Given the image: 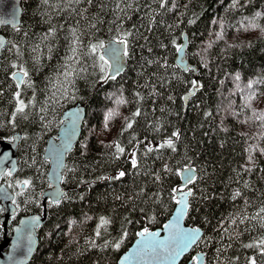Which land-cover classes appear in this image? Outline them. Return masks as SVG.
<instances>
[{"label": "trees", "instance_id": "1", "mask_svg": "<svg viewBox=\"0 0 264 264\" xmlns=\"http://www.w3.org/2000/svg\"><path fill=\"white\" fill-rule=\"evenodd\" d=\"M159 3L133 0V7L121 12L116 0H93L91 5L86 0L78 4L75 0H49L47 4L21 0L19 27L0 26L7 39L0 55V138L10 140L21 133L17 172L1 178L14 194L16 212L5 230L0 211V244L22 215L42 213L43 192L49 188L45 145L56 136L64 110L77 103L86 109L80 137L68 152L63 170L61 184L67 199L59 205L46 202L47 215L37 230L38 246L27 264H116L138 231L161 228L169 219L176 206L169 198L170 188L181 182L175 172L186 164L197 169L200 179L190 185L197 197L193 202L196 210L186 216L185 223L199 227L203 234L180 264L197 252L205 254V264H248L253 256L257 264H264L258 248L244 247L264 237L261 222L249 219L239 223L243 215L252 217L264 206V153L260 151L264 149V120L256 119L264 113V0H236L235 5L234 0H175L174 9L173 0H167L164 9ZM152 17L156 23L148 31ZM189 20L195 22L189 24ZM249 21L259 27H248ZM53 26L57 28L55 36L45 40ZM72 27L83 33L84 44L107 42L133 30L131 56L126 58L124 72L107 81L100 80L98 60L94 69L93 60L85 58L88 71L68 86L66 98L57 93L60 101L53 111L47 103L55 91L50 81H57ZM183 34L187 38L186 59L197 67V74L192 69L182 71L175 62L177 52L171 41L181 44ZM165 59L167 68L161 67ZM13 63L23 64L33 84L31 88L22 86L26 103L33 99L35 89V102L26 109L29 118L17 119L15 126L9 123L16 106L13 94L17 88L11 74L17 68ZM193 80L199 87L185 105L184 96L193 89ZM250 81L254 82L252 88H248ZM62 83L60 77L56 87ZM253 92L256 97L249 100ZM121 98L125 103H117ZM41 108L48 110L43 113ZM137 108L141 114L135 116L133 127L122 131L125 118L131 119ZM109 110L115 114L105 130ZM173 131L180 134L175 152L164 148L146 153L145 145H158ZM133 136L144 142L135 147L138 168L132 167L130 159L136 145ZM113 141L126 149L119 159L114 146L106 147ZM165 161L173 174L164 181L167 190L161 193V205L151 199L160 185L149 173L159 170ZM121 170L126 172L124 177L111 179ZM29 178L32 186L17 195L21 188L16 180ZM141 189L145 194L136 196ZM237 190L241 195L233 199ZM204 195L209 198L201 199ZM153 215L155 219H150ZM101 217L110 222L101 225ZM222 220L227 234L220 226ZM125 229L128 235L116 249L113 245Z\"/></svg>", "mask_w": 264, "mask_h": 264}, {"label": "snow or ice", "instance_id": "2", "mask_svg": "<svg viewBox=\"0 0 264 264\" xmlns=\"http://www.w3.org/2000/svg\"><path fill=\"white\" fill-rule=\"evenodd\" d=\"M44 3H48L49 0H43ZM69 3L72 2V0H68ZM81 0H75V3H80ZM87 4L91 5L93 0H86ZM236 0H234L235 5ZM124 3L125 7L121 8V4ZM167 0H160L159 7L161 9H164L166 7ZM133 7V0H116V8L119 9L121 12H126L128 9H131ZM177 5L175 3V0H173L172 8H176ZM187 7V6H185ZM172 9H169L171 11ZM84 11H87L85 9ZM82 15V14H81ZM259 15V13H257ZM194 20H189V24L194 23ZM0 23H8V21L0 19ZM156 23L155 17H152V19L149 22L148 25V31L152 30L153 25ZM61 27H63L61 25ZM91 27H95V24H92ZM248 27L256 28L259 27L257 24H255L252 21H249ZM135 28V26H133ZM169 28H171V25H169ZM119 31V29H118ZM57 32V28L55 26L50 27L48 30V33L45 34L44 39L47 40L49 36H55ZM135 33L133 30H126L119 37L113 38V42H106L103 40H97L95 43L89 42L88 44L83 43V33H78V29L76 27H72L70 29V40H69V48H68V54H66L64 58V63L61 65L60 70L57 71V81L52 83V87L55 89V91L52 92L51 96L48 97L47 103H49L52 106V110H55V106L59 104L60 98H66L68 96L69 88L68 86L74 84V80L76 77H79L81 73H86L88 71V65L85 62V58L93 60L92 67L95 69L97 66L96 61L99 62V71L101 73L100 80L101 81H107V80H115L117 76H119L122 72L125 70V62L126 58H130L131 51H130V40L129 38L132 37ZM217 38H221V34H217ZM145 41L148 40V37H144ZM171 43L175 46L176 52L181 53L186 48V44H178L175 39L171 41ZM5 42L2 38H0V49L4 48ZM162 47H166V45H161ZM211 45H209L210 47ZM13 47H16L13 45ZM99 50H103V54H99ZM35 51V49H33ZM51 51V49H49ZM149 51H151V48H149ZM18 54L19 50H18ZM37 62L39 61V57H36ZM149 64L152 63V61H148ZM14 68H17V71H14L11 76L12 79L15 81L17 91L13 94V99L16 102L15 109L11 113L12 119L9 121V123H12L15 126V122L17 119H24L27 120L28 114L26 112V109L29 106H32L35 102V89H33L34 96L32 100L25 102L24 99H22V86L26 87H33L32 81L29 79V72L25 69L23 64H20L19 66L15 63L12 65ZM161 67L167 68V61L165 59L164 64L161 65ZM63 77V83L60 85L59 88L56 87V84L59 82V78ZM236 79H239V76L237 75ZM253 81H250L248 83V88H252ZM193 89H198L199 84L197 81H192ZM62 93V96L60 98H57V93ZM139 95V93H137ZM256 97V93L253 92L251 96H249V100L254 99ZM172 97H169V100H171ZM117 103L122 104L125 103V101L121 98L117 101ZM250 106V105H248ZM47 108H41V112L46 113ZM113 110H109V112L105 116V130L108 128V121L111 119V117L114 115ZM141 114V111L139 108H137V111L132 114V118H125L126 120V127L122 131H126L127 129H130L133 127V120L135 116H138ZM74 115H78L74 114ZM208 115V113H206ZM46 118L45 115H42L40 117L41 121H44ZM258 120H264V113H261L259 116L256 117ZM51 123V121H49ZM61 123L63 124L64 121L62 120ZM76 126V120L74 119L72 122L73 130ZM179 132L173 131L171 133V136L165 140H163L158 145H151L149 143L148 145H145L146 153H151L154 151H160L164 148L171 149L173 152L176 151V144L175 140L179 139ZM68 140L71 139V136L67 138ZM132 140L136 141V145L134 146L133 151L130 153V159L131 164L133 168H138V160H137V152L135 151V147L143 144V141L136 140V137L133 136ZM129 143H132L130 141ZM115 148V158L119 159L121 155L125 154L126 149L124 146L121 145L119 141H113L110 145H106V147H113ZM85 149L87 148V145L85 144L83 146ZM70 148V144L65 142L61 143L60 145H53L52 148L49 150V157L45 158V162H48V160L51 158L53 163L56 164V169L52 172V178L49 182V188L53 187L52 181H56L58 183H63L65 180L64 175V169L67 168V165L63 163V157L68 152ZM262 153H264V149H260ZM9 156L8 152L3 153L2 156H0V159H6ZM158 159H162V157H158ZM249 161H252V156L249 155ZM37 160L36 158H32V165H36ZM69 171H72L73 169H68ZM246 171H251V169H246ZM197 169L190 165L186 164L183 166V168L178 169L175 172L176 176L180 177L181 182L170 188L169 192V198L170 200L176 205L175 212L172 216V219L164 224V229L167 231V235L161 238L160 232L158 231H150L148 227H143L142 230L138 231L136 233V236L140 237V239L137 241V249L133 252V256H152L154 258H162L164 259L167 264H176L177 260L184 256L186 253L189 252L193 246L197 245L198 242L201 240L202 233L201 229L199 227L195 228H185L181 226V221L194 209L193 202L196 200V193L194 191L193 187H190V185H195L196 181L200 179L196 175ZM173 174V169L170 166L168 162H164L162 167L159 170H155L149 175L153 177L154 183H157L160 185L158 191L153 194L151 199L157 203V204H164L163 199H161V193L165 192L167 189L164 188V181L166 178H169ZM11 171H6L3 173V176H11ZM126 175V172L121 170L119 171L115 177H111V179H120ZM107 177H100V179H106ZM84 181H81L83 183ZM32 179H24V180H16V185L21 188V191L17 193V195H23L24 190L32 186ZM12 185H9L11 187ZM245 186L247 187V183L245 182ZM145 194L144 190L141 189L139 193H136V196ZM241 192L237 190L233 196V199L240 196ZM120 197H117L119 199ZM201 199H208L209 197L207 195H204L200 197ZM13 203H15V198L13 197ZM63 199H67L66 193H64L59 187L53 191L49 196V202L51 205H59ZM132 199V197H130ZM247 204L248 202L245 201ZM142 213H145V209H140ZM150 219H155V216L153 215ZM259 220L260 226L264 228V206L260 207L259 211L256 213V215L249 217L247 215H243V217L239 220L240 224H243L246 220ZM101 225H107L110 221L106 219L105 217L100 218ZM131 221H129L130 223ZM232 224L235 225L237 223V220L235 217L232 218ZM221 228L225 234L228 233V228L224 227L223 220L221 221ZM96 235H100L99 226L98 230L96 232ZM128 235L127 230L125 229L123 231V235L121 238L114 243V247L116 249H119L121 246V243L123 242L124 237ZM239 234H237L238 236ZM223 239V237H221ZM231 247V245H229ZM246 248H258L259 254L264 255V237H261L259 240L254 241L253 243H249L244 245ZM220 251L219 249L217 250ZM203 253L198 255H193L189 261V264H205ZM130 259L129 256H124L121 258L120 264H126V262ZM248 264H257V260L255 256L248 258Z\"/></svg>", "mask_w": 264, "mask_h": 264}, {"label": "water", "instance_id": "3", "mask_svg": "<svg viewBox=\"0 0 264 264\" xmlns=\"http://www.w3.org/2000/svg\"><path fill=\"white\" fill-rule=\"evenodd\" d=\"M21 0H0V19L8 21V23H0V26H11L13 28H17L20 25L21 20ZM0 38L3 41L7 42L6 37L0 32ZM107 42H113V39L108 40ZM187 45V38L185 34H183L182 43ZM187 48V46H186ZM186 48L183 52L177 53L175 57L176 64L180 67V69L184 72L192 69L194 74H197V67L193 64H190L186 59L185 52ZM3 49V48H2ZM0 49V55L1 51ZM103 54V50H101ZM196 89H192L188 94L184 96L185 105H187L188 100L191 96L194 95ZM78 115H74L77 114ZM86 116V109L84 105L77 103L68 107L66 110L63 111L61 115V120L64 123L59 126L58 132L56 137H51L46 145L44 151V158L49 157V150L52 148L53 145H60L61 143H69L70 148L68 152L71 151L74 144L78 141L82 125ZM76 120V126L73 130L72 122ZM71 136V139L68 140L67 138ZM21 138V133H15L10 140H5L0 138V156L3 153L8 152L9 156L6 159H0V180L3 176V173L6 171H11L12 174H15L18 169V158H17V147L19 140ZM67 152V153H68ZM63 157V163L65 164L66 155ZM49 169H48V180L50 182L52 178V172L56 169V164L53 163L52 159L49 160ZM53 187L47 188L43 192V212L34 213V214H26L22 215L18 222L12 226V232L10 236H5L4 241L0 244V264H27L33 257V254L38 246V235L37 229L43 225L46 215V202L49 201L50 194L55 191L57 187L64 192V188L62 187L61 183L56 181H52ZM14 194L13 192L0 181V211H2L1 222L3 224L4 229L6 230L10 219L13 214L16 212V206L13 203ZM176 208V206H175ZM175 208L170 215L169 219L166 221L168 223L175 212ZM165 223V224H166ZM164 226V225H163ZM181 226L185 228H195L194 226L187 225L185 223V218L181 221ZM150 231H158L160 232L161 238L166 236L168 233L162 228H158L155 230ZM203 234V231L201 230ZM140 237H136L130 247L119 257L116 264H120L121 258L124 256H129L130 259L126 262V264H167V262L162 258H154L150 255L148 256H133V252L137 249V241ZM196 246V245H195ZM193 246V248L195 247ZM191 248L189 252L193 249ZM188 252V253H189ZM186 253L184 256L180 257L176 264H180L182 259L188 254ZM203 252H197L195 255L201 254ZM204 254V253H203ZM205 260V257H204ZM189 264V261L186 263Z\"/></svg>", "mask_w": 264, "mask_h": 264}]
</instances>
